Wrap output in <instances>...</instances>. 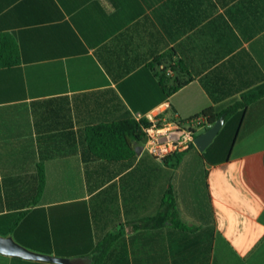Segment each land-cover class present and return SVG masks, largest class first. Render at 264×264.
<instances>
[{"label": "crops", "instance_id": "0c3cea01", "mask_svg": "<svg viewBox=\"0 0 264 264\" xmlns=\"http://www.w3.org/2000/svg\"><path fill=\"white\" fill-rule=\"evenodd\" d=\"M161 73L190 80L164 97ZM263 84L264 0H0V234L86 264H264V96L175 166L80 155L125 111L186 120Z\"/></svg>", "mask_w": 264, "mask_h": 264}, {"label": "trees", "instance_id": "16d2710c", "mask_svg": "<svg viewBox=\"0 0 264 264\" xmlns=\"http://www.w3.org/2000/svg\"><path fill=\"white\" fill-rule=\"evenodd\" d=\"M15 49V47H14ZM10 54L14 53V50H9ZM164 70V69H163ZM158 75V74H157ZM169 77L165 73H161L158 78V84L163 92L164 97L170 96L172 93L183 87L188 83L190 78L180 80L174 78L170 83ZM203 86L207 89V92L214 103L219 101V98L214 96L213 91L208 88L206 83ZM264 96V84L254 89L248 90L244 93L240 99L234 100L231 104L224 108H219L216 105H210L201 110L200 113L188 118L186 120H180L181 122H191L197 118H202V122L199 126H206L213 124L219 117L227 119L237 112H244L247 106ZM172 112V111H171ZM150 122L146 118H142L140 121L135 120L132 117V113L125 111L117 116L115 119L108 122H101L93 125H89L85 128L83 137L80 138V155L83 162H89L96 159H104L108 161H121L131 159L136 155L135 145L138 143H144L146 140V134L143 130V126H148ZM171 156V155H169ZM169 156H166V161ZM181 153L175 154L173 157L175 166L180 159ZM48 155L41 154L40 161L37 164V196L40 197L45 186V169L44 159ZM178 216V211L175 204L174 197H168L163 201L161 209L154 217V219H161L162 217ZM18 222H14L16 224ZM175 225L185 227L183 223L177 218L174 222ZM71 264H86L82 256H70Z\"/></svg>", "mask_w": 264, "mask_h": 264}, {"label": "built area", "instance_id": "2783aa9c", "mask_svg": "<svg viewBox=\"0 0 264 264\" xmlns=\"http://www.w3.org/2000/svg\"><path fill=\"white\" fill-rule=\"evenodd\" d=\"M132 117L137 121L146 118L150 122L148 126H143L146 134L143 148L158 160H163L166 156L179 154L190 148H195L194 138L196 136V129L199 127L204 128V126H199L202 122L201 117L192 120L190 123L181 122L176 119L159 120L154 118L150 113L145 115L132 113Z\"/></svg>", "mask_w": 264, "mask_h": 264}, {"label": "water", "instance_id": "95a60500", "mask_svg": "<svg viewBox=\"0 0 264 264\" xmlns=\"http://www.w3.org/2000/svg\"><path fill=\"white\" fill-rule=\"evenodd\" d=\"M223 117H219L213 124H208L203 128V132L197 134L194 138L195 146L199 150H203L213 139L223 124ZM143 144L135 145L136 154H140ZM0 253L32 260H44L53 263L69 264L70 257L47 254L32 250L15 240L11 233L7 235L0 234ZM71 264V263H70Z\"/></svg>", "mask_w": 264, "mask_h": 264}, {"label": "rangeland", "instance_id": "374dc122", "mask_svg": "<svg viewBox=\"0 0 264 264\" xmlns=\"http://www.w3.org/2000/svg\"><path fill=\"white\" fill-rule=\"evenodd\" d=\"M166 117H164V119L167 121V120H171L172 117H171V114H168V115H165ZM161 119L163 118V116L160 117ZM160 120V119H159Z\"/></svg>", "mask_w": 264, "mask_h": 264}]
</instances>
